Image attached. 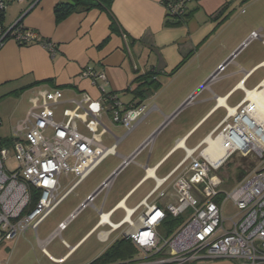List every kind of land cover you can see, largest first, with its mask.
I'll use <instances>...</instances> for the list:
<instances>
[{"label":"crops","instance_id":"1","mask_svg":"<svg viewBox=\"0 0 264 264\" xmlns=\"http://www.w3.org/2000/svg\"><path fill=\"white\" fill-rule=\"evenodd\" d=\"M63 1L4 0V26L11 27L20 20L25 29L53 41L57 51L51 55L40 43L20 45L12 37L0 46V130L5 121H11L17 114L27 92H31L30 107L24 117L20 116L22 120L32 108L33 99L45 90L61 91V100L66 101L61 106L73 107L69 100L82 99L86 94L100 98L104 88L106 92L117 93L123 107L142 101L149 112L126 135V129L113 122L112 113L106 108L102 122L108 133L103 136V143L110 147L121 139L116 154L107 157H114L113 164L87 181L94 170L73 190L69 196L74 197L53 227L45 225L41 229V223L37 230L3 242L0 252L6 264L12 256L15 264H90L115 242L126 239L138 253L132 257L126 254L108 264L133 262L143 257V253L125 235L129 229L126 218L131 215L135 219L133 209L150 195L159 180L178 168L189 152L198 154L204 150L210 154L221 125L227 119L232 120L241 107L253 104L251 93L261 91L264 0H191L184 20L170 17L163 0H113L109 10L97 7L78 10L58 22L54 8ZM253 31H259L260 37L241 48ZM84 70L103 72L107 80L94 84L80 77ZM147 72L155 73L159 84L139 99L133 92L141 83L136 79ZM214 73L218 77L211 80ZM191 95H194L192 102L185 104ZM250 115L252 121L260 118L255 113ZM14 126L10 125L11 133ZM155 131L152 148L143 150L136 162L118 175L108 193H100L94 205L86 206L61 231L59 236L65 250L53 245L56 237L43 245L123 158ZM11 133H0V138L3 135L9 139ZM129 137L130 146L121 150ZM227 150L226 155L231 151ZM234 154L227 156L222 165ZM71 176L65 177V184L61 181L63 188L70 186L74 180ZM169 183H165L169 197L158 200L161 207L173 198ZM166 221L159 228L163 233L175 229L168 230ZM186 264H238V261L203 258Z\"/></svg>","mask_w":264,"mask_h":264},{"label":"built area","instance_id":"2","mask_svg":"<svg viewBox=\"0 0 264 264\" xmlns=\"http://www.w3.org/2000/svg\"><path fill=\"white\" fill-rule=\"evenodd\" d=\"M190 1L163 0V4L170 17L182 19ZM5 7L4 0H0V9ZM8 37L19 44L40 43L51 55L57 51L53 41L22 25L13 28L0 25V46ZM259 37L260 32L253 31L241 48ZM80 77L88 78L94 84L98 80H107L105 73L94 70H84ZM217 77L218 73L211 80ZM101 89L100 98L86 94L82 99L69 100L73 107L63 108L61 105L66 101L61 100L60 91L41 92L33 99L27 116L13 127L11 142L0 144V245L17 239L29 229L37 230L109 155L116 154L121 139L110 147L104 145L102 139L108 133L102 122L106 108L111 111L113 122L126 129V135L147 116L149 109L144 102L123 107L117 93ZM260 90L264 91V83ZM193 98L191 95L185 104L191 103ZM257 110H260L259 116L264 112L250 103L241 107L231 121L227 119L221 125L214 138L225 137L231 145L242 142L244 148H234L218 163L204 150L198 154L189 152L178 168L159 180L150 195L133 209L132 214L136 217L132 219L129 215L126 218L129 229L125 235L143 257L123 264H186L203 258L264 264V127L258 121L252 122L250 115ZM246 123H252V132H248L244 126ZM49 131L51 133L47 134ZM253 133V138L260 143L252 140L253 147H248V137ZM155 137L156 131L124 157L99 188L59 224L43 245L59 235L86 206L94 205L100 193H108L118 175L135 163L143 150L152 148ZM236 152L245 156L254 152L261 163L234 188L223 191L220 189L223 179L215 171L227 156ZM11 154L17 161L14 169L6 165ZM63 175L66 178L74 176L67 188L62 187ZM168 182L173 198L161 207L158 200L170 195L166 187ZM227 203L236 209L229 217L225 216ZM170 216L180 218V224L163 233L159 228Z\"/></svg>","mask_w":264,"mask_h":264},{"label":"rangeland","instance_id":"3","mask_svg":"<svg viewBox=\"0 0 264 264\" xmlns=\"http://www.w3.org/2000/svg\"><path fill=\"white\" fill-rule=\"evenodd\" d=\"M61 92V91H60ZM31 94V92H27L20 103L18 107L17 114L15 116L13 115L11 121L7 120L5 121V124L3 125L2 130H0L1 134L9 135L11 133L10 131V125H16L20 120H22V117H24L25 112L30 107V103L28 102V97ZM64 106H62L63 108ZM20 113V114H18ZM13 130V129H12ZM49 131L47 134H50ZM12 135V133H11ZM2 136V141L5 140V137ZM11 140V138H9ZM130 139L131 137L127 138L126 141L122 145V149L128 148L130 146ZM11 142V141H8ZM132 143V142H131ZM250 145H248L249 147ZM251 147V146H250ZM10 150L12 151V144H10ZM143 159V157L140 158V160ZM114 157H109L106 160H104L101 165L95 171L89 176L88 180L93 179L94 177H97L99 173L105 172L112 164H113ZM261 163V159L258 158V156L251 152L248 155H243L241 152H236L225 164H223L218 170L215 172L223 179V184L221 186V190H230L234 188L240 181H242L246 176H248L258 165ZM6 165L9 167V169H14L17 166L16 158L13 154H11L8 157V160L6 161ZM72 177V176H71ZM62 183H66L67 180L65 178V175L61 177ZM73 194L69 196L66 200H64L59 207L49 216V218L43 222V225L40 227L41 229L46 226L53 227L54 224L58 221L60 218V215L62 211L66 208L68 203L73 198ZM236 212V209L233 208V206L230 203H227L225 208V216L229 217L233 215ZM228 223L226 222V225ZM31 230V229H29ZM27 230L26 232H28ZM53 245H56L59 247V250H63V244L61 241V237L58 235L54 239ZM51 250V249H50ZM65 250V249H64ZM53 253V251H51ZM0 264H6V260L3 259L2 255L3 253L0 252ZM8 264H15L13 256L10 257Z\"/></svg>","mask_w":264,"mask_h":264},{"label":"trees","instance_id":"4","mask_svg":"<svg viewBox=\"0 0 264 264\" xmlns=\"http://www.w3.org/2000/svg\"><path fill=\"white\" fill-rule=\"evenodd\" d=\"M112 1L113 0H65L63 2H59L54 8L56 20L60 22L78 10L86 11L96 7L109 10L111 9ZM187 14L188 11L186 15ZM184 18L177 20H184ZM4 19H5V10L0 9V25L7 28L6 26L3 25ZM177 22L179 23V21ZM115 23L116 22L113 21L111 26V29L113 30L116 28L114 25ZM21 24L22 22L19 23L18 26H20ZM20 45H24V44H20ZM154 74L155 73L147 72L144 75L137 77L136 81H140L141 83L133 91L135 97L142 99L146 93H148L149 91H151L152 89L158 86L159 83H157ZM141 102L142 101L138 103ZM7 141H10V139H5L3 141L2 139H0V144L5 143ZM37 199H38V195L35 197L34 202H36ZM166 222L169 225L168 230H170V228L174 229L179 226L180 218H173L170 216L168 217ZM137 253L138 250L133 246V244L129 240L121 239L115 242L104 254H102L99 258L92 261L90 264H108L110 262L117 261V258L124 257L126 256V254L128 257H132Z\"/></svg>","mask_w":264,"mask_h":264},{"label":"bare ground","instance_id":"5","mask_svg":"<svg viewBox=\"0 0 264 264\" xmlns=\"http://www.w3.org/2000/svg\"><path fill=\"white\" fill-rule=\"evenodd\" d=\"M249 98L253 101V105L254 106L259 107V109H262L264 111V91L261 90V91H258V92H253V93H251L249 95ZM258 112H260V110L255 112V114L257 116H259ZM258 119H259L258 121L261 124V126L264 127V112L261 113L260 118H258ZM251 125H252V123H251ZM251 125H249L247 123L244 125L246 127V129L248 130V132H252L251 131ZM255 125H257V124H255ZM253 137H254V133L251 136L248 137V138H250L248 140L250 141L249 145L251 147H253L252 140H255V142L257 144L260 143V141L257 138H253ZM236 147L244 148V145H243L242 142H238V143H235L234 145H231V143L225 137L220 136L218 138V140L212 141L211 150H209L210 154L207 152V155L209 156V158L211 160H213V161L218 163L226 155V153L228 151L227 149H229V151L230 150L232 151L233 148H236ZM216 160H218V161H216Z\"/></svg>","mask_w":264,"mask_h":264},{"label":"water","instance_id":"6","mask_svg":"<svg viewBox=\"0 0 264 264\" xmlns=\"http://www.w3.org/2000/svg\"><path fill=\"white\" fill-rule=\"evenodd\" d=\"M20 23V20L17 21L14 25H12V28L15 27L16 25H18Z\"/></svg>","mask_w":264,"mask_h":264},{"label":"clouds","instance_id":"7","mask_svg":"<svg viewBox=\"0 0 264 264\" xmlns=\"http://www.w3.org/2000/svg\"><path fill=\"white\" fill-rule=\"evenodd\" d=\"M215 74H216V73H214L213 75H215ZM213 75H211V77H212ZM211 77H210V78H211Z\"/></svg>","mask_w":264,"mask_h":264}]
</instances>
